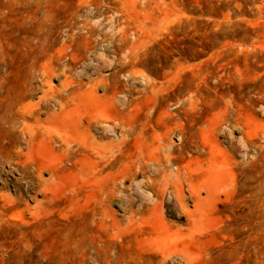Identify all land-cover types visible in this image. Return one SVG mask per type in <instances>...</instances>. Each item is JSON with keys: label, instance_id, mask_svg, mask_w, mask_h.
<instances>
[{"label": "rangeland", "instance_id": "1", "mask_svg": "<svg viewBox=\"0 0 264 264\" xmlns=\"http://www.w3.org/2000/svg\"><path fill=\"white\" fill-rule=\"evenodd\" d=\"M0 264H264V0H0Z\"/></svg>", "mask_w": 264, "mask_h": 264}, {"label": "bare ground", "instance_id": "2", "mask_svg": "<svg viewBox=\"0 0 264 264\" xmlns=\"http://www.w3.org/2000/svg\"><path fill=\"white\" fill-rule=\"evenodd\" d=\"M97 130V129H96ZM104 131L105 132H107V134L109 133V135H112L113 137H115V134H114V130H113V127L112 126H110V125H104ZM100 136V135H99ZM116 138V137H115ZM239 143H240V145L242 146V148H245V145H244V143L241 141V140H239ZM100 163V162H99ZM153 169V168H152ZM145 181V180H144ZM191 189H192V187H191ZM169 193V192H168ZM137 194V193H136ZM117 195L119 196V194L117 193ZM140 195V194H139ZM169 196V195H168ZM145 200H148L149 202H151L152 203V205H154L156 202H157V200H158V197H156V196H154V195H152V196H147L146 197V199ZM129 200H127L126 202H128ZM144 202V201H143ZM138 207V206H137ZM139 208L141 209V210H144L145 209V207L144 206H142V205H139ZM139 216H141L142 215V213H139L138 214ZM137 218H139L138 216H137Z\"/></svg>", "mask_w": 264, "mask_h": 264}]
</instances>
